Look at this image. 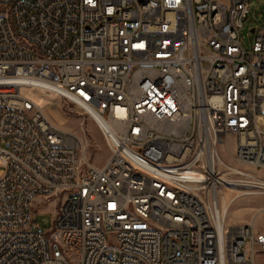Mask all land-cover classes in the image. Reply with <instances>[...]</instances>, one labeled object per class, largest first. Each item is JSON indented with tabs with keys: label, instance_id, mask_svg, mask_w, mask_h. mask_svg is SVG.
Instances as JSON below:
<instances>
[{
	"label": "built area",
	"instance_id": "1",
	"mask_svg": "<svg viewBox=\"0 0 264 264\" xmlns=\"http://www.w3.org/2000/svg\"><path fill=\"white\" fill-rule=\"evenodd\" d=\"M250 6L0 0V264L264 259V233L222 210L230 189L264 193L246 169L264 170V29L244 47ZM36 95L97 124L103 167ZM38 202L56 204L49 232Z\"/></svg>",
	"mask_w": 264,
	"mask_h": 264
},
{
	"label": "rangeland",
	"instance_id": "2",
	"mask_svg": "<svg viewBox=\"0 0 264 264\" xmlns=\"http://www.w3.org/2000/svg\"><path fill=\"white\" fill-rule=\"evenodd\" d=\"M250 5L249 20L243 24L241 30L242 43L247 49L251 48L255 39L253 29H264V0H250ZM35 97L45 107V113L49 120L60 129L70 132L78 138L86 148L87 156L91 162L97 167H103L110 157V151L97 124L78 107L63 102L57 108L56 98L38 95ZM232 151L233 147L222 146L220 148L222 157L230 163L233 162ZM246 169L264 179V170H255L249 167ZM230 199L233 201L226 215L228 225H238L239 219H246L252 211L250 208V202H252V204L259 205L260 208L251 218L249 224L254 222L257 229L264 227V195L239 197L237 194H231L228 200ZM250 199L252 200L250 201ZM55 209L56 204L51 202H38L34 208L35 219L42 232H49L52 229ZM257 262L264 264V259L258 258Z\"/></svg>",
	"mask_w": 264,
	"mask_h": 264
},
{
	"label": "crops",
	"instance_id": "3",
	"mask_svg": "<svg viewBox=\"0 0 264 264\" xmlns=\"http://www.w3.org/2000/svg\"><path fill=\"white\" fill-rule=\"evenodd\" d=\"M252 199H250V201H251ZM250 204H251V206H250V208H251V213H250V215H248L247 216V218L246 219H239L240 221H238V224L240 223V224H249L250 222H251V218H253L255 215H256V213L259 211V205H255L254 203L252 204V202H250ZM241 218V217H240ZM237 224V223H236ZM259 232H262V233H264V227H261V228H259V229H257Z\"/></svg>",
	"mask_w": 264,
	"mask_h": 264
},
{
	"label": "bare ground",
	"instance_id": "4",
	"mask_svg": "<svg viewBox=\"0 0 264 264\" xmlns=\"http://www.w3.org/2000/svg\"><path fill=\"white\" fill-rule=\"evenodd\" d=\"M236 191L237 190L230 189L224 194V197H222V210H223L224 214H226V215H227V212H228L230 205H231V199L228 200V198L230 197L231 194H235L234 192H236ZM255 195H264V193H255Z\"/></svg>",
	"mask_w": 264,
	"mask_h": 264
}]
</instances>
